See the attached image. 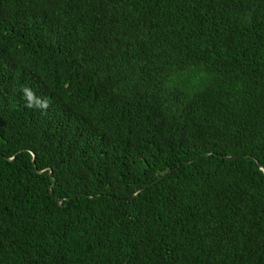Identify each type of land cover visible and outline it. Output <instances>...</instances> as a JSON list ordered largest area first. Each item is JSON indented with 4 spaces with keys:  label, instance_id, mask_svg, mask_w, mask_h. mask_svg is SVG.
Masks as SVG:
<instances>
[{
    "label": "trees",
    "instance_id": "1",
    "mask_svg": "<svg viewBox=\"0 0 264 264\" xmlns=\"http://www.w3.org/2000/svg\"><path fill=\"white\" fill-rule=\"evenodd\" d=\"M0 264H264V0H0Z\"/></svg>",
    "mask_w": 264,
    "mask_h": 264
},
{
    "label": "water",
    "instance_id": "2",
    "mask_svg": "<svg viewBox=\"0 0 264 264\" xmlns=\"http://www.w3.org/2000/svg\"><path fill=\"white\" fill-rule=\"evenodd\" d=\"M34 162V161H33Z\"/></svg>",
    "mask_w": 264,
    "mask_h": 264
}]
</instances>
